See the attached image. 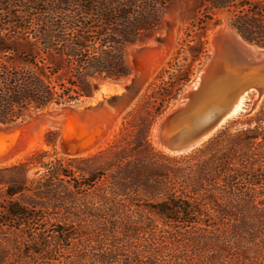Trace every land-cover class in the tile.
<instances>
[{"label":"trees","instance_id":"obj_1","mask_svg":"<svg viewBox=\"0 0 264 264\" xmlns=\"http://www.w3.org/2000/svg\"><path fill=\"white\" fill-rule=\"evenodd\" d=\"M171 1L0 0V124L130 75L127 48ZM202 1L264 47V0ZM171 86L150 94L123 144L0 168V264H264V128L164 154L149 128L180 91ZM30 165L45 172L29 179Z\"/></svg>","mask_w":264,"mask_h":264},{"label":"rangeland","instance_id":"obj_2","mask_svg":"<svg viewBox=\"0 0 264 264\" xmlns=\"http://www.w3.org/2000/svg\"><path fill=\"white\" fill-rule=\"evenodd\" d=\"M228 17L229 14L226 11L217 10L207 15L202 0H172L168 4L162 25L142 41L127 48L126 59L131 68V72L135 71L136 75V68L140 71L137 78V80L139 79L138 82H140V85L134 89L133 93L124 98L106 101L110 109L108 118L112 121V125L110 128H104L100 132L102 139L93 147L96 148L98 146L96 150L89 155L91 156L114 143L119 142V144H123L125 141L130 140L133 135L131 125L136 124L139 116L143 114L144 102L150 94L163 86L169 89L171 85V88L173 87L172 89L178 87L180 91L176 97L164 104L162 112L154 117L150 125L149 140L153 145L152 129L154 124L171 108L189 85L196 83L197 74L213 55L210 35L220 26L230 28L228 26ZM202 20L203 22L201 23L200 21ZM149 42L151 45L148 44ZM134 46L137 49L132 48ZM199 48L202 49V52L197 55L196 51ZM123 80L104 81L100 79L97 80V83L111 81L121 84ZM254 95L256 96L254 91L249 93L244 100L240 113L228 119L224 127L213 138L224 132L229 136H233L245 128H259L260 130L264 128V97L254 108ZM87 100L85 98L70 105L84 104ZM59 107H48L47 109L51 113L48 117L42 118V121L38 120L33 124L23 125L16 130L13 129L14 134L15 132L17 134L14 135L15 138H13L9 145L7 157L3 159L5 160L10 157L11 161L9 164L1 167L20 162L35 163L37 159L41 163L48 164L59 158H69V156L60 153L57 145L61 133L58 126L64 124L67 120L55 112ZM43 111H46V109L27 112L24 118L18 121L20 122L18 124L28 122L31 120L32 114L36 115ZM131 112H133L132 116H130ZM127 122L129 124H126ZM124 126L127 129L122 132L121 130ZM2 127L0 126V128ZM49 132L55 134L53 145L47 142ZM120 132L122 133L120 134ZM2 138L4 137L0 135V140ZM8 138L9 136H6L3 141H0V144L2 143L4 146L8 144ZM154 148L158 150L155 146ZM6 149L4 148V151ZM160 152L169 156H180L168 154L165 151ZM44 172L45 169L40 165H30L27 169V177L29 179L38 178Z\"/></svg>","mask_w":264,"mask_h":264},{"label":"water","instance_id":"obj_3","mask_svg":"<svg viewBox=\"0 0 264 264\" xmlns=\"http://www.w3.org/2000/svg\"><path fill=\"white\" fill-rule=\"evenodd\" d=\"M235 34L243 44V54H225V61H228L230 64L227 72H233L229 75L225 74L221 79H219L220 75L218 74L216 76L215 72H213L215 76H213L212 79H210L208 75L205 77L202 73L204 68L210 65L212 61L216 60L212 55L210 60L199 72L202 81L197 86V89L192 90L189 88V85L171 108H169L154 124L152 133L155 136L157 144L166 153L183 155L201 147L224 127V123L227 119L226 115L229 112L228 105L231 102L235 101L236 98L246 90L249 91V93L254 91L257 99L264 92V47L249 43L243 40L236 32ZM231 74H233V77H230ZM124 78H128L129 82L123 84L121 87L123 90L121 94L122 98L133 93L134 89L140 85V82L136 83L134 80L135 71ZM102 87L103 86L97 83V81H94L92 96L87 99H92L99 95L100 88L102 89ZM103 90H105L106 93L118 91L112 90L108 86H104ZM103 109L104 123L102 124L99 122V124L94 127L91 123L92 117L87 115L82 120H85L87 123V128L82 126L81 116L79 117L80 119L78 118L79 121H75V123H73V121L66 125L67 129L72 133L69 141L64 144L61 142V149L67 151V153L71 155L70 157H80L87 153L102 139L98 131H102L104 129L103 127H111L112 121L108 118L109 113L105 108ZM91 110L99 112L100 109L91 108ZM77 116H79L78 113ZM17 123L20 122L0 125L6 127ZM59 130L61 131L59 135L60 138L62 136V129L59 128ZM15 134L17 133L15 132ZM15 134L12 129H0L1 136L4 138L9 136L8 144H6L7 147L2 143L0 144V161L7 157L9 145L13 138H15ZM4 148H7L6 151H4Z\"/></svg>","mask_w":264,"mask_h":264},{"label":"bare ground","instance_id":"obj_4","mask_svg":"<svg viewBox=\"0 0 264 264\" xmlns=\"http://www.w3.org/2000/svg\"><path fill=\"white\" fill-rule=\"evenodd\" d=\"M210 42L211 45L213 47V58L216 59L214 61H212L210 63V65H207L204 70H203V74L205 75V77L210 76V79L213 78V72L216 73V76L219 74L220 78L226 75H229L232 72H227L228 71V67H229V62L225 61L226 60V55L227 53H239V54H243V49L242 46L243 44L241 43V40L239 39V37L235 34L234 31H232L230 28L226 27V26H220L218 27L215 32H213L210 35ZM149 45L150 42L148 43ZM147 44V45H148ZM134 49H137V47H132ZM145 49V47H144ZM137 72L135 75V81L136 83H138L139 79L137 80L140 71L138 70V68H136ZM211 71V72H210ZM230 77H233V74L230 75ZM123 83L119 84L118 82H111V81H106L104 83H99L100 85H102V89L100 88V93L99 95L95 96L92 99H88L86 101V103L84 104H75V105H66V106H62L57 108V110L55 111L56 113L60 114V116L66 118L67 120L65 121L64 124L58 126L60 129H62V136L58 139V149L60 151L61 154L65 155V156H71L69 155V153H67V151H64L63 149H61V142L64 144L65 142L69 141L70 139V135L72 132H70L66 125L69 123H75V121H79V117L81 116V121L84 119V117H86L87 115H90L92 118L91 123L93 124V126H97L99 124V122L104 123V119H103V112L105 108L107 111H109L108 113H110V109L108 108L106 101L107 100H117V99H121L122 96V85L124 83L129 82L128 78H123ZM196 83H192L190 85L189 88H191L192 90L197 89V86L199 85V83L202 81V78L200 76V73L197 74V78H196ZM105 81V80H104ZM210 81V80H209ZM232 81V80H230ZM104 86H108L109 88H111L112 90H118V91H113L110 93H106L105 90H103ZM252 93V92H251ZM249 95V91H244V93H242L240 96H238L236 98L235 101L231 102L228 107H229V112L226 115L227 119H231L232 117L237 116L240 111L242 110L243 107V103L244 100L247 98V96ZM264 97V92L262 93V95L257 99V97L254 95L253 99H254V105L253 107L255 108L257 103H259L262 98ZM91 108L93 109H97L99 108V112L96 111H92ZM51 111H49L48 109H46V111H43L41 113H38L36 115L32 114V118L31 120H29L28 122H25L24 124H15V125H9V126H3L0 129H18L19 127H22L23 125H28V124H33L35 122H37L38 120L42 121V118L44 117H48L50 115ZM77 113L79 114V116H77ZM101 113V114H100ZM30 117V116H29ZM79 118V119H78ZM51 122V121H50ZM225 122V121H224ZM82 126L84 128H87L86 125L87 123L84 121L81 122ZM225 124V123H224ZM52 125V124H51ZM2 126V125H0ZM56 126V125H55ZM92 126V125H90ZM57 127V126H56ZM103 128H107V127H103ZM110 131V130H109ZM14 132V131H13ZM98 132H101V130H99ZM110 133V132H109ZM107 137V136H106ZM5 138H2L0 141H3ZM152 142L153 145L160 151H164L158 144L157 141L155 140V136L152 134ZM98 147V146H97ZM96 147V148H97ZM96 148H93L91 150H89L87 153L81 155V157L83 156H87L91 153H93ZM18 156V155H17ZM14 160V159H13ZM11 161V158L8 157L5 160L0 161V167L6 164H9V162Z\"/></svg>","mask_w":264,"mask_h":264}]
</instances>
